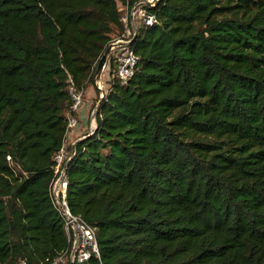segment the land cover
Wrapping results in <instances>:
<instances>
[{"label":"trees","instance_id":"1","mask_svg":"<svg viewBox=\"0 0 264 264\" xmlns=\"http://www.w3.org/2000/svg\"><path fill=\"white\" fill-rule=\"evenodd\" d=\"M141 0H0V264L70 244L51 187L72 97ZM67 168L86 264H264V0H160ZM116 69L112 59L111 70Z\"/></svg>","mask_w":264,"mask_h":264},{"label":"built area","instance_id":"2","mask_svg":"<svg viewBox=\"0 0 264 264\" xmlns=\"http://www.w3.org/2000/svg\"><path fill=\"white\" fill-rule=\"evenodd\" d=\"M157 0H141L130 9H127L128 14L123 17V23L127 26L126 38L114 42L112 45L111 55L116 66L114 74V83L128 85L130 80L135 76L139 58L130 48L132 41L138 34L139 28H149L156 24V17L148 12L147 6L154 7ZM139 22L140 26L135 24ZM130 25L133 28L130 29ZM100 78L95 81V89H97L100 98H104V87ZM69 92L72 97L71 111L73 115L68 118L67 137L74 129L79 126V117L85 105V97L83 93H78L71 86ZM91 124L94 128L88 134H92L95 129L96 115H92ZM66 142V141H65ZM76 155V145L67 147L63 145L62 149L56 154L54 160L55 180L51 187V197L53 204L61 215L64 221V231L70 244V250L60 256L54 264H86L93 256L100 258V250L97 240V231L84 224L78 216L70 209L67 200L68 178L67 168L72 158ZM19 264H28L26 261H21Z\"/></svg>","mask_w":264,"mask_h":264},{"label":"rangeland","instance_id":"3","mask_svg":"<svg viewBox=\"0 0 264 264\" xmlns=\"http://www.w3.org/2000/svg\"><path fill=\"white\" fill-rule=\"evenodd\" d=\"M120 9H121V11H122V14H123V17H126L127 16V14H128V11H127V9L126 8H124L122 5H120ZM138 27V26H140L139 25V22H137L136 24H135V27ZM132 27H131V25H130V29H131ZM131 31H133V28H132V30ZM111 55V54H110ZM109 55V57H108V61H107V65H106V68H105V70L103 71V73H102V75H101V77H100V80L102 81V86L104 87V96L106 97L108 94H109V92H110V90H111V88H112V86H113V84H114V74H115V69H114V71L112 72V70H111V65H112V56H110ZM96 80H98V79H96ZM90 88H93L94 89V91H95V95H94V98L92 99V100H90V102H91V105H90V108H89V112H88V120L91 122V118H92V115L94 114V115H97V112H98V107H99V105H100V103H101V101L104 99V98H100V96H99V93H98V91H97V89H95V87L94 86H92V87H90ZM85 102H86V97H85ZM73 115V114H72ZM78 117H79V115L80 114H76ZM95 127H96V124H95Z\"/></svg>","mask_w":264,"mask_h":264},{"label":"crops","instance_id":"4","mask_svg":"<svg viewBox=\"0 0 264 264\" xmlns=\"http://www.w3.org/2000/svg\"><path fill=\"white\" fill-rule=\"evenodd\" d=\"M95 91L93 88H89L84 94L86 97V102L83 110L79 115V126L72 131V133L67 137L65 144L68 148L76 145L78 142L84 140L85 136L94 128V125L88 120V112L91 105L90 100L94 98ZM68 117H70L68 115Z\"/></svg>","mask_w":264,"mask_h":264},{"label":"water","instance_id":"5","mask_svg":"<svg viewBox=\"0 0 264 264\" xmlns=\"http://www.w3.org/2000/svg\"><path fill=\"white\" fill-rule=\"evenodd\" d=\"M160 0H157V2H159ZM136 38H134V40L132 42L135 41ZM112 46L111 45L107 51L105 52V54L103 55L102 59L100 60L99 62V65H98V68H97V79H99L103 73V71L105 70L106 68V65H107V61H108V57L109 55L111 54V51H112Z\"/></svg>","mask_w":264,"mask_h":264}]
</instances>
